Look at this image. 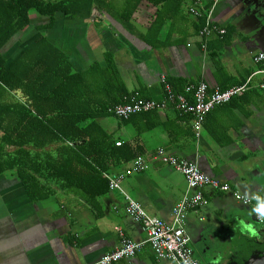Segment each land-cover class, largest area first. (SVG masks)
I'll use <instances>...</instances> for the list:
<instances>
[{"label": "crops", "instance_id": "crops-1", "mask_svg": "<svg viewBox=\"0 0 264 264\" xmlns=\"http://www.w3.org/2000/svg\"><path fill=\"white\" fill-rule=\"evenodd\" d=\"M240 1L221 0L216 5V22L226 33L211 36L206 50L199 35L202 21L189 12L193 0H144L124 25L119 19L125 0H104L107 8L94 4L74 16L57 15L51 26L50 17L32 11L30 24L1 53L6 64L12 65L37 39L46 37L65 54L76 74L70 84L76 113L82 112L85 101L101 106L113 99L115 105L120 104L116 101L125 91V99L138 92L161 101L163 76L179 93L202 81L211 91L227 89L242 84L263 66L254 57L264 52V32L254 18L240 11ZM109 60L114 69L108 66ZM261 81L257 77L255 87L208 113L199 137L194 118L172 105L128 120L100 114L99 123L107 136L129 144L145 163L143 170L132 174L126 172L138 156L109 163L101 170L109 185L101 194L106 187L103 180L92 178L87 168L74 186L48 177L45 170L36 173L32 169L42 166L39 163L57 149L56 143L21 147L33 157H20L16 144L0 147V155L11 167L0 171V264H95L120 245L117 228L135 242L146 240L143 226L127 213L126 197L111 188L106 174H126L121 182L124 191L148 214L171 224L187 182L183 174L161 161L157 153L161 148L196 162L208 175L230 184L232 192L228 193L206 188L207 204L190 211L187 219L192 245L204 246L211 240L223 248L231 227L251 220L253 213V207L238 201L234 191L264 200V89L257 85ZM89 88L91 100L85 95ZM67 89L68 84L60 86V98L64 96L60 102H69ZM186 94L193 98L192 93ZM7 101L14 105L8 118L15 126V120L27 116V99L19 89L11 91ZM119 264L176 263L159 260L145 244L133 258Z\"/></svg>", "mask_w": 264, "mask_h": 264}, {"label": "trees", "instance_id": "trees-1", "mask_svg": "<svg viewBox=\"0 0 264 264\" xmlns=\"http://www.w3.org/2000/svg\"><path fill=\"white\" fill-rule=\"evenodd\" d=\"M103 1L0 0V130L3 131L0 147L16 144L20 147L17 151L20 157H33L31 152L21 147L33 144L43 148L56 143L57 149L47 153L46 159L42 164L39 163L42 166L32 169L36 173L45 170L48 177L59 178L68 186H74L80 183L77 177L82 176L87 168V173L92 178H101L106 186L98 194L104 193L109 186L101 170H106L111 162L131 161L138 156L129 144L117 145L116 141H112L99 123L100 114L110 115L108 107L115 105V101L110 99L101 106L85 101L82 107L78 106L83 109L82 112L78 110L76 113L75 104L70 100L74 96L70 84L76 74L72 73L65 54L44 36L37 39L12 65L6 64L1 50L16 33L30 24L32 11L50 17L48 26H51L57 15L74 16L90 9L94 4L107 8ZM142 1L144 0H125L119 19L123 25L131 19ZM108 64L114 69L112 61L109 60ZM64 84H68L67 103L60 102L64 96L60 98L59 88ZM19 89L29 107H24L27 116L15 120V126H12L8 115L13 111L14 105L8 103L7 95ZM85 95L89 100L92 99L90 88ZM125 96L126 91L116 102H125ZM78 165H81L80 170ZM7 168H11L9 160L0 155V171ZM26 174L33 177L27 171Z\"/></svg>", "mask_w": 264, "mask_h": 264}, {"label": "built area", "instance_id": "built-area-1", "mask_svg": "<svg viewBox=\"0 0 264 264\" xmlns=\"http://www.w3.org/2000/svg\"><path fill=\"white\" fill-rule=\"evenodd\" d=\"M220 1L212 0L205 3L204 0H193L189 9L193 16L202 21L199 35L204 50L207 49V42L211 36H224L226 33V29L219 25L215 19L216 5ZM254 60L256 63H263V66L252 72L242 84L227 89L215 87L211 91L209 85L202 81L198 85L186 87V93L193 95V98L190 99L186 93L175 92L172 85L163 76L161 81L164 85L165 95L161 101L146 99L135 92L125 102L110 106L108 112L121 120H128L135 114L162 111L172 105L178 111L194 118V129L197 137H199L203 121L213 109L231 102L234 97L241 96L255 87V79L259 76L262 81L257 85L264 89V52L257 54ZM121 144V141L117 142V145ZM157 153L163 163L183 174L187 182V190L174 208L173 222L169 224L159 217L148 214L140 203L124 191L121 182L125 175L145 168L143 157L138 156L134 166L126 174L115 176L106 174V177L109 179L112 189H118L124 194L127 213L134 221L143 226L147 238L144 241L135 242L126 237L120 228H117L121 237L120 245L113 251L104 254L95 264H119L123 259L133 258L145 244L152 247L159 260H170L176 264H200L193 256L190 247L191 237L187 231L188 214L190 211H197L207 204L208 200L204 194L206 188L223 193L232 192V188L230 184L205 173L194 161L178 158L162 148ZM234 196L244 205L253 207V213L259 220H262V214L255 211L258 207L256 206L257 195H247L234 191Z\"/></svg>", "mask_w": 264, "mask_h": 264}, {"label": "water", "instance_id": "water-1", "mask_svg": "<svg viewBox=\"0 0 264 264\" xmlns=\"http://www.w3.org/2000/svg\"><path fill=\"white\" fill-rule=\"evenodd\" d=\"M239 5L241 6L240 11L250 18H254L258 24V29L264 32V0H241ZM251 220L232 226L227 239L228 246L231 248L242 245L239 249V255L243 256L242 264L244 261L246 264H251L247 257L249 254L255 260L264 259V220L260 221L261 228L259 230L252 225ZM241 240L245 244H242Z\"/></svg>", "mask_w": 264, "mask_h": 264}, {"label": "flooded vegetation", "instance_id": "flooded-vegetation-1", "mask_svg": "<svg viewBox=\"0 0 264 264\" xmlns=\"http://www.w3.org/2000/svg\"><path fill=\"white\" fill-rule=\"evenodd\" d=\"M256 203L259 204L260 201L257 200ZM251 218L252 225L256 226L257 230H259L261 228L260 221L264 220V215H262V220H259L256 215L252 213ZM240 242L245 244L242 240ZM192 244L190 243V247L192 249L193 256L200 264H242L243 256L239 255V249H241L240 247L242 245L231 248L228 246V242H226L224 247L221 248V244H216L211 240L205 241L204 246H194ZM249 251L248 253H251ZM247 257L251 264H264V259H261L260 261H258V259L255 260L252 256H250V254ZM243 264H246L245 261Z\"/></svg>", "mask_w": 264, "mask_h": 264}, {"label": "clouds", "instance_id": "clouds-1", "mask_svg": "<svg viewBox=\"0 0 264 264\" xmlns=\"http://www.w3.org/2000/svg\"><path fill=\"white\" fill-rule=\"evenodd\" d=\"M256 199L260 201V204L256 207L255 211L264 215V200H261L259 196H257Z\"/></svg>", "mask_w": 264, "mask_h": 264}, {"label": "rangeland", "instance_id": "rangeland-1", "mask_svg": "<svg viewBox=\"0 0 264 264\" xmlns=\"http://www.w3.org/2000/svg\"><path fill=\"white\" fill-rule=\"evenodd\" d=\"M11 97V96H10ZM11 100H13V98H11ZM14 101V100H13Z\"/></svg>", "mask_w": 264, "mask_h": 264}]
</instances>
